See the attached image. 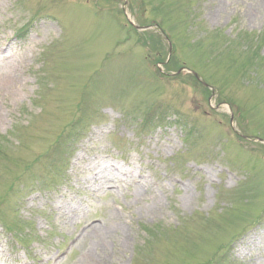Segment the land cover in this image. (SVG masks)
Returning a JSON list of instances; mask_svg holds the SVG:
<instances>
[{"label":"rangeland","instance_id":"1","mask_svg":"<svg viewBox=\"0 0 264 264\" xmlns=\"http://www.w3.org/2000/svg\"><path fill=\"white\" fill-rule=\"evenodd\" d=\"M0 264H264V0H0Z\"/></svg>","mask_w":264,"mask_h":264}]
</instances>
